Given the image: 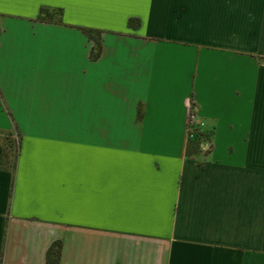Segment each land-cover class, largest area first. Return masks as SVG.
I'll list each match as a JSON object with an SVG mask.
<instances>
[{
	"label": "crops",
	"instance_id": "crops-1",
	"mask_svg": "<svg viewBox=\"0 0 264 264\" xmlns=\"http://www.w3.org/2000/svg\"><path fill=\"white\" fill-rule=\"evenodd\" d=\"M12 136L0 264H264V0H0Z\"/></svg>",
	"mask_w": 264,
	"mask_h": 264
},
{
	"label": "built area",
	"instance_id": "built-area-1",
	"mask_svg": "<svg viewBox=\"0 0 264 264\" xmlns=\"http://www.w3.org/2000/svg\"><path fill=\"white\" fill-rule=\"evenodd\" d=\"M203 121L196 118L195 113L192 111L191 103L187 104V121H186V136L187 139L192 138L195 135H198L199 147L203 149H208L210 140L207 136V133L202 130Z\"/></svg>",
	"mask_w": 264,
	"mask_h": 264
},
{
	"label": "trees",
	"instance_id": "trees-1",
	"mask_svg": "<svg viewBox=\"0 0 264 264\" xmlns=\"http://www.w3.org/2000/svg\"><path fill=\"white\" fill-rule=\"evenodd\" d=\"M44 12L46 14V18L47 19H50V14H49V11L48 10H45V9H41V12ZM57 13H59V11H56ZM41 16L38 15L37 18H40ZM42 18V17H41ZM128 23L131 24L132 23V19L129 18L128 19ZM84 33L94 39V41L96 42L97 44V48L95 49V51H92L91 52V56L92 57H95L98 55L99 53V40H98V37H99V33L97 32H93L91 30H83ZM58 247H59V243L57 241H55L53 244H51L47 250H46V259H45V264H56L57 263V259H58Z\"/></svg>",
	"mask_w": 264,
	"mask_h": 264
},
{
	"label": "rangeland",
	"instance_id": "rangeland-1",
	"mask_svg": "<svg viewBox=\"0 0 264 264\" xmlns=\"http://www.w3.org/2000/svg\"><path fill=\"white\" fill-rule=\"evenodd\" d=\"M49 14L51 15V17L52 16H54V13L53 12H49ZM12 138V142H11V153H10V157H8V158H4V157H1L0 158V164H2V163H7V165H11V163L13 162V155H14V148H15V137L14 136H12L11 137ZM200 137L198 136V135H195V136H193L192 138H188V143H189V150H191V151H196V149L197 148H199V142H198V139H199Z\"/></svg>",
	"mask_w": 264,
	"mask_h": 264
}]
</instances>
